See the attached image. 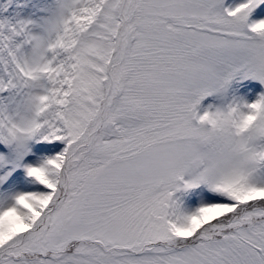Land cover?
Wrapping results in <instances>:
<instances>
[{"label": "snow or ice", "instance_id": "snow-or-ice-1", "mask_svg": "<svg viewBox=\"0 0 264 264\" xmlns=\"http://www.w3.org/2000/svg\"><path fill=\"white\" fill-rule=\"evenodd\" d=\"M0 264H264V0H0Z\"/></svg>", "mask_w": 264, "mask_h": 264}]
</instances>
